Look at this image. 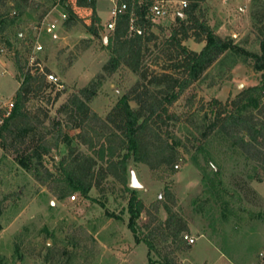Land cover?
Wrapping results in <instances>:
<instances>
[{"label":"rangeland","instance_id":"obj_1","mask_svg":"<svg viewBox=\"0 0 264 264\" xmlns=\"http://www.w3.org/2000/svg\"><path fill=\"white\" fill-rule=\"evenodd\" d=\"M73 2L6 0L0 6V99L12 98L18 87L16 54L25 68L35 63L41 69L47 67L56 77L47 78L55 85L51 96L60 92L51 103L31 99L27 108L38 114L41 123L22 134L21 141H12L14 147L7 150L0 145V260L5 264H156L150 262L146 244L127 226L129 191L119 182L108 178L103 193L91 188L87 196L76 191L58 198L38 180L44 175V166L53 168L67 154L63 143L43 154L41 143L52 141L55 126L68 134L70 145L93 153L77 142L78 128L66 121L63 105L71 93L96 78L109 57L107 36L111 31L105 24L113 4L96 0L104 26L93 37L79 23L62 24L63 4L74 6ZM161 4L165 13L153 20L151 28L157 44L178 26L176 15L185 8L179 0ZM201 8L218 34L258 51L251 31V0H205ZM75 9L82 17L88 15L82 8ZM38 44L41 48L37 50ZM184 44L200 50L203 42L188 38ZM149 63L159 70L154 61ZM259 76L242 58L225 51L169 107L178 117L168 126L180 140L177 166L152 170L143 162L127 161V186L131 166L143 186L128 187L145 207L159 201L157 216L164 220L167 212L162 204L166 203L186 220L187 233L195 241L177 254L179 264H264V175L255 173L254 162L207 124L212 98L225 101L258 83ZM136 79L133 71L119 67L103 80L88 104L104 116ZM235 181H245L253 193L240 190ZM146 220L143 212L137 222ZM79 227L92 239L83 236ZM216 248L226 255L218 257ZM151 258L157 259L153 254Z\"/></svg>","mask_w":264,"mask_h":264},{"label":"trees","instance_id":"obj_2","mask_svg":"<svg viewBox=\"0 0 264 264\" xmlns=\"http://www.w3.org/2000/svg\"><path fill=\"white\" fill-rule=\"evenodd\" d=\"M185 1L182 13L176 15L178 26L157 44V35L151 31L155 23L149 11L153 0H117L118 3L125 2L126 8L114 18L113 29L107 36L109 57L103 63L102 71L88 86L71 93L63 105L66 121L78 128L77 142L93 153L86 154L70 145L68 134L57 126L52 141L41 143L43 154L60 143L67 146V154L62 155L51 169L42 165L44 175L38 176V180L58 198L76 191L87 196L91 188L103 193V184L108 178L129 191L127 226L137 240L146 244L148 258L156 264H179L177 254L187 247L183 234L189 231V226L166 203L162 204L167 212L164 220L157 216L161 206L159 201L145 207L134 189L127 186V161L143 162L152 170L162 165L170 168L176 165L181 152L180 140L168 126L178 117L169 111V107L225 51L242 58L258 71L259 81L225 101L212 98L208 103L207 124L217 128L254 162L255 173L264 175V0H251V31L256 37L258 51L234 42L229 35L218 34L201 8L205 0ZM5 2L0 0V6ZM73 5L63 4L65 17L62 24L70 27L79 23L93 37L99 36L104 25L96 12V0H74ZM75 8L88 11L86 18ZM132 22L142 29L141 33L130 30ZM188 38L203 42L201 49L186 46L184 41ZM6 43L12 44L10 38ZM149 60L154 61L159 70L151 68ZM15 64L19 84L12 96L11 111L0 122V145L7 150L14 147L12 141H21L22 134L41 123L38 114L27 108V103L38 98L51 103L60 95L57 90L51 96L55 85L47 80L46 74L50 71L47 67L40 71L25 68L17 54ZM121 66L133 71L137 79L101 116L88 101L97 94L103 80ZM234 185L253 193L245 181H235ZM143 212L147 220L138 224L137 219ZM79 229L83 236L92 239L86 230ZM151 254L157 259L152 260ZM0 264L5 263L0 260Z\"/></svg>","mask_w":264,"mask_h":264},{"label":"built area","instance_id":"obj_3","mask_svg":"<svg viewBox=\"0 0 264 264\" xmlns=\"http://www.w3.org/2000/svg\"><path fill=\"white\" fill-rule=\"evenodd\" d=\"M109 1L112 2L113 5L110 8L111 16L105 25L108 29L111 30L113 29V26H114V18L117 16L119 12L123 11L126 8V3L125 2L118 3L117 0H109ZM162 1L164 0H153V2L151 3L149 11H150L152 20L162 16L165 13L163 5L161 4ZM179 3L181 4L182 7L186 6L185 0H179ZM64 17H65V14L63 13V18ZM50 26L54 27V24H51ZM130 30L136 33L142 32V29L137 27L133 22L130 26ZM35 48L38 50L41 48V46L38 44L35 46ZM39 65H40L39 63H35L34 66L29 67V68L30 70H34V69L42 70ZM46 77L49 78L50 80H56V77L52 73H47ZM12 105H13L12 98L0 99V122L2 121V118L4 116H7L10 113ZM183 238L187 241L188 244H191L195 241V238L191 236L189 233H184Z\"/></svg>","mask_w":264,"mask_h":264},{"label":"water","instance_id":"obj_4","mask_svg":"<svg viewBox=\"0 0 264 264\" xmlns=\"http://www.w3.org/2000/svg\"><path fill=\"white\" fill-rule=\"evenodd\" d=\"M240 87L242 86V84L239 85ZM128 171H129V182H128V186L131 188H138V187H142L143 184L138 180L135 171L133 170V168L131 166L128 167Z\"/></svg>","mask_w":264,"mask_h":264},{"label":"crops","instance_id":"obj_5","mask_svg":"<svg viewBox=\"0 0 264 264\" xmlns=\"http://www.w3.org/2000/svg\"><path fill=\"white\" fill-rule=\"evenodd\" d=\"M96 12H97V14H98V16L100 17V15H99V9L97 8V4H96ZM101 18V17H100ZM110 18V17H109ZM109 20V19H108ZM107 20V21H108ZM104 25V24H103ZM217 249V248H216ZM218 250V249H217ZM217 254H218V257H221V256H224V255H226V253L224 252V251H222V250H218V252H217ZM230 262H233V260L230 258ZM234 264H237V263H235V262H233Z\"/></svg>","mask_w":264,"mask_h":264}]
</instances>
